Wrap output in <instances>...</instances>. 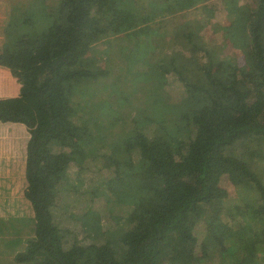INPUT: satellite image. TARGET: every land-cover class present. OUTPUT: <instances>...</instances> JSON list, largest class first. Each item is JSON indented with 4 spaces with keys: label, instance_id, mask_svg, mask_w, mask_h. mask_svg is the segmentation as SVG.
<instances>
[{
    "label": "trees",
    "instance_id": "obj_1",
    "mask_svg": "<svg viewBox=\"0 0 264 264\" xmlns=\"http://www.w3.org/2000/svg\"><path fill=\"white\" fill-rule=\"evenodd\" d=\"M41 1L0 49V66L22 86L18 99L0 101V122L25 125L30 136L24 202L0 220L2 237L23 246L25 206L33 211L31 239L12 264H264V186L225 155L236 142L264 144V0H236L248 55L241 66L186 21L213 0H53L50 16ZM137 34L148 42L122 44ZM161 45L170 49L163 57ZM102 48L109 64L122 60V73L127 63L123 76L93 56ZM141 64L145 71H133ZM218 166L257 192L260 229L214 181ZM75 182L105 204L89 203L70 226L55 211L62 187Z\"/></svg>",
    "mask_w": 264,
    "mask_h": 264
},
{
    "label": "rangeland",
    "instance_id": "obj_2",
    "mask_svg": "<svg viewBox=\"0 0 264 264\" xmlns=\"http://www.w3.org/2000/svg\"><path fill=\"white\" fill-rule=\"evenodd\" d=\"M44 7L49 10V13L46 16H50L52 8H54L53 0H44ZM243 1V0H242ZM42 2L41 0H0V16L1 14H6L11 21L9 23L0 22V31L3 32L4 40L0 34V39L4 42L3 44H0V49L3 48L7 42H9V37L16 35L17 38L21 36L20 33H18V28L12 25L14 22L25 20L26 18H30V14L33 13V10H37L40 5L39 3ZM238 3L240 1L236 0H213L210 2L200 3L199 6L194 8L192 13L190 15L186 16V21L189 20L190 25L197 28L198 31H200V35L202 36V39L210 43L211 46H213L217 54L221 55L223 59L232 60L234 62H238V64L241 66L244 63H248V55L245 50V46L243 43L238 39L239 35H241V32L243 30V19L244 15L242 14V9L238 8ZM243 4L242 2L240 3ZM239 4V5H240ZM41 9V8H40ZM42 13V12H40ZM172 30V29H171ZM171 30L170 32L165 33L166 36L164 40L166 42H169L171 39ZM9 34V37L8 35ZM135 36H127V37H121L122 44H127V40L132 38L133 40L139 39L143 43H147L148 39L143 38L142 36H138V34ZM244 46V47H243ZM145 48V47H144ZM11 51H18L11 50ZM101 54H93L96 59H101L102 61L100 65L104 67V70L109 69L110 67L114 66V69L110 71H114L112 75H119L123 76L125 71L128 68L127 63H125L124 68L125 71L122 73V69L118 67V64L121 63L122 60H112V63L106 62V60L110 57V53L108 50L106 51L105 48H102L99 50ZM170 52L169 47H163L161 45V49L158 51V56L163 57L167 55ZM247 57V60H246ZM133 71H137L136 73L146 70V66L144 65H138L132 67ZM111 81H113L111 79ZM172 86H177V83L173 81ZM30 137V136H29ZM29 141V139H28ZM225 155L228 157H235L236 159L242 160L244 163H247V167L249 170H251L257 177H259L262 181V184L264 186V144L261 142L255 141V139H248L240 142H236L234 145L228 147V149L225 152ZM6 157H4L5 159ZM229 168L223 169L220 166L218 167H212L213 179L215 182H219L220 187H222L227 194V199H232L237 205L238 203L243 204V206L246 208L247 215L249 217V221L252 222L254 228L256 229L259 227V229L262 227V223L260 221L255 222L253 220V213L255 210L251 208H259L258 202L259 197L257 196V192H247L243 184V188L236 184V181L231 178V173L228 172ZM126 171L131 170V166H128L125 168ZM20 185L25 187L23 177L20 180ZM61 209H57L55 211V217L58 219L65 213L69 217H67V222L70 226L72 225V222L70 221H78L79 217L73 216V214H77L79 211H84V209L89 205V203L93 202V207H101L105 204L103 197L99 195L98 192H91L86 190V186L81 182H75L72 184H69L66 187H62L61 189ZM19 201L24 202L23 199H20ZM255 205V206H253ZM24 206H21L23 208ZM27 216L29 217V221L27 223V219L25 220V223L23 226V229L25 231V235L30 233L31 230V224L32 221V214L33 211L30 209V207L25 206ZM24 207V208H25ZM65 207V209H63ZM88 216L91 218V220H94L95 218L99 217V214H97L94 210H88ZM72 217V218H70ZM64 218V217H63ZM60 223H64L63 221H59ZM29 224V226H27ZM66 225V224H65ZM94 226H97V224H94ZM68 230H72V227L67 226ZM205 230L203 225H199L196 229L195 233L200 239V245L202 244V233ZM10 233V231H8ZM201 234V235H200ZM22 237L23 239V246H17L16 249L10 247L13 246L12 243L15 241V239L10 237H1L0 242L3 245L0 249L3 250V254L7 255V258L11 260L9 264H12V255L17 256V250L20 252H23V249L27 246V240L31 239V235H27ZM204 241V240H203ZM17 244V243H16ZM15 244V245H16ZM4 259V258H3ZM213 264H236L233 258L227 259V260H218L217 258L212 261ZM211 263V264H212Z\"/></svg>",
    "mask_w": 264,
    "mask_h": 264
},
{
    "label": "crops",
    "instance_id": "obj_3",
    "mask_svg": "<svg viewBox=\"0 0 264 264\" xmlns=\"http://www.w3.org/2000/svg\"><path fill=\"white\" fill-rule=\"evenodd\" d=\"M11 21L6 14H1L0 22ZM0 34L4 40L3 32ZM4 42L0 39V44ZM4 45V44H3ZM21 84L9 70L0 66V101L15 100L20 97ZM29 132L25 125L0 122V220L13 216L15 202L25 199V165ZM4 157H6L4 159ZM3 160L6 162L4 163ZM6 164V165H4ZM24 180L25 187L20 185ZM11 215V216H10ZM3 234H0V238ZM5 245L0 242V248ZM13 245V244H12ZM14 249L16 245L10 246ZM21 253L17 250V255ZM0 257L7 255L0 249Z\"/></svg>",
    "mask_w": 264,
    "mask_h": 264
}]
</instances>
